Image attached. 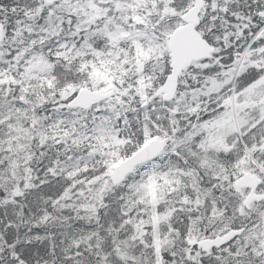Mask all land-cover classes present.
<instances>
[{"label": "snow or ice", "instance_id": "obj_1", "mask_svg": "<svg viewBox=\"0 0 264 264\" xmlns=\"http://www.w3.org/2000/svg\"><path fill=\"white\" fill-rule=\"evenodd\" d=\"M0 264H264V0H0Z\"/></svg>", "mask_w": 264, "mask_h": 264}]
</instances>
